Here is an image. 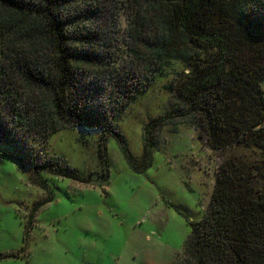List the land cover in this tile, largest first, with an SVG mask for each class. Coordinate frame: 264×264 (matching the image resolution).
<instances>
[{"label": "trees", "instance_id": "1", "mask_svg": "<svg viewBox=\"0 0 264 264\" xmlns=\"http://www.w3.org/2000/svg\"><path fill=\"white\" fill-rule=\"evenodd\" d=\"M116 1L0 0V143L20 150L8 154L47 191L33 211L53 196L42 173L107 179L109 137L143 172L163 143L157 131L185 123L214 153L251 147L261 160L222 157L177 264H264V0H122L127 59L104 50L110 30L102 23ZM169 70V109L144 124L136 157L119 121ZM80 128L95 135L100 173L82 177L61 157L40 160L51 136Z\"/></svg>", "mask_w": 264, "mask_h": 264}, {"label": "rangeland", "instance_id": "2", "mask_svg": "<svg viewBox=\"0 0 264 264\" xmlns=\"http://www.w3.org/2000/svg\"><path fill=\"white\" fill-rule=\"evenodd\" d=\"M107 16L104 50L126 58V5L117 0ZM174 69L182 66L174 62ZM174 73L158 78L119 121L136 157L142 152L144 124L169 109L164 83ZM261 88L264 94V82ZM91 92L95 100L103 98L94 87ZM157 133L163 143L143 172L129 167L109 137L107 179L96 174L84 183L42 173L53 196L35 211L47 191L33 181L32 168L8 154L20 150L0 143V264H177L192 225L204 215L222 157L230 154L253 163L261 155L240 146L214 153L185 123L166 124ZM94 137L81 128L63 129L48 139L40 160L61 157L82 177L100 173Z\"/></svg>", "mask_w": 264, "mask_h": 264}]
</instances>
